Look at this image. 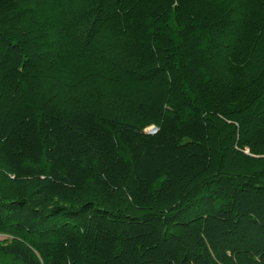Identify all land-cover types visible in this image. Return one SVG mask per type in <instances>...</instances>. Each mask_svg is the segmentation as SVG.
<instances>
[{
	"label": "trees",
	"instance_id": "trees-1",
	"mask_svg": "<svg viewBox=\"0 0 264 264\" xmlns=\"http://www.w3.org/2000/svg\"><path fill=\"white\" fill-rule=\"evenodd\" d=\"M0 235V264H264V0H0Z\"/></svg>",
	"mask_w": 264,
	"mask_h": 264
},
{
	"label": "rangeland",
	"instance_id": "rangeland-1",
	"mask_svg": "<svg viewBox=\"0 0 264 264\" xmlns=\"http://www.w3.org/2000/svg\"><path fill=\"white\" fill-rule=\"evenodd\" d=\"M3 239H4V237L0 235V240H3Z\"/></svg>",
	"mask_w": 264,
	"mask_h": 264
},
{
	"label": "water",
	"instance_id": "water-1",
	"mask_svg": "<svg viewBox=\"0 0 264 264\" xmlns=\"http://www.w3.org/2000/svg\"><path fill=\"white\" fill-rule=\"evenodd\" d=\"M151 131L154 132L155 131V128H152Z\"/></svg>",
	"mask_w": 264,
	"mask_h": 264
}]
</instances>
